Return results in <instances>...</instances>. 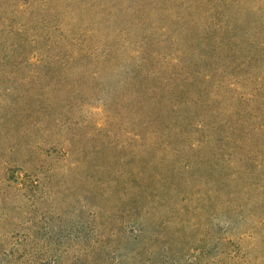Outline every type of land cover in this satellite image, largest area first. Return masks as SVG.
Returning a JSON list of instances; mask_svg holds the SVG:
<instances>
[{
  "label": "rangeland",
  "instance_id": "obj_1",
  "mask_svg": "<svg viewBox=\"0 0 264 264\" xmlns=\"http://www.w3.org/2000/svg\"><path fill=\"white\" fill-rule=\"evenodd\" d=\"M131 3L48 0L46 10L42 0H0V264H264V104L235 90L232 101L190 107L202 161L181 172L195 179L141 181L156 144L121 72L36 60L61 46L90 59L117 29L125 51L141 38L163 55L172 43L174 53L193 48L213 1L147 0L135 15ZM240 3L232 35L246 55L264 41V0ZM140 230L152 238L148 256L136 253Z\"/></svg>",
  "mask_w": 264,
  "mask_h": 264
},
{
  "label": "trees",
  "instance_id": "obj_2",
  "mask_svg": "<svg viewBox=\"0 0 264 264\" xmlns=\"http://www.w3.org/2000/svg\"><path fill=\"white\" fill-rule=\"evenodd\" d=\"M135 1L132 0L133 4L131 3L129 6H133V8L131 7L127 11L143 13L141 11L146 7L147 0ZM209 1H213V3L209 4L205 11H202V20L198 21L202 23V27L196 34H191L196 43L194 45L191 42L194 49L186 48L182 43L183 49L180 51V47L177 53H174L171 51L175 48L172 43L168 55L158 54L144 51L146 45L141 38L134 40V46L125 51L127 45L122 44L121 39L119 40V34L116 33L119 32L117 31L119 29H117L113 33L114 38L110 45L104 49L98 46L93 48V56L99 54L97 58L93 56L91 58L90 54V59H88L85 50L83 52L82 49L74 46L72 49L59 47L64 52L63 54L60 51L51 53L52 50H47L45 56L37 54L40 59L36 60L42 63L64 64L68 60L66 64L71 66L83 59L86 62L97 64L100 68L121 72L119 76L124 86L131 88V94L136 95L138 104L142 108L140 114L142 128L153 135L152 140H155L156 144H152L157 157L156 163H152L153 167L149 174L144 168L146 173L142 171L140 174L141 181L155 183L162 179L177 185L188 180L192 182L195 179L191 176L187 177L181 172H184V168L187 167L193 169L194 163L200 168L202 161L200 159L202 149L200 138L196 137L193 139L194 142L189 140L193 137L189 134V129L193 133L201 132V126H192V120L187 114L190 107V111L193 113V107L198 110L201 107L207 106L208 108L214 104L219 105L223 99L232 101L236 91L251 96L248 99L249 106L255 107L264 104V100L258 98L260 97L259 93L264 91V70L262 69L260 74L256 71L255 66V63L261 59L264 68V51H262L264 41L255 46L252 43L251 47H247L249 52L245 55V50L238 45L232 35L234 21L239 13L237 10L241 7L240 0ZM36 3L39 4L38 1ZM228 3L229 5L233 4L229 9H227ZM201 4L190 5L188 11H193L188 13L190 19L197 20L198 7ZM42 5L46 10L49 9L48 0H42ZM161 8L168 9L164 4L161 5ZM132 12L131 15H135ZM138 31H140L139 24ZM75 42L82 47L85 40L81 39L79 35L75 37ZM68 43L69 40L65 42V45ZM255 49L260 51L259 54L250 55ZM189 50H193L192 54L188 52ZM97 52L99 53L95 54ZM84 64L86 65V63ZM223 86L225 91H223ZM206 94L208 97H205ZM185 152H190L192 156L182 157ZM146 175H148V179ZM194 176L196 175L194 174ZM150 236L143 230L139 231L137 235L139 248L136 253L142 252L146 256L150 254L147 247L148 242L152 241ZM148 258L150 259L151 255ZM146 264H150V262L147 261Z\"/></svg>",
  "mask_w": 264,
  "mask_h": 264
}]
</instances>
